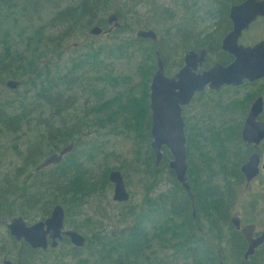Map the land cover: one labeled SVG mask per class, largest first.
<instances>
[{
  "label": "trees",
  "instance_id": "obj_1",
  "mask_svg": "<svg viewBox=\"0 0 264 264\" xmlns=\"http://www.w3.org/2000/svg\"><path fill=\"white\" fill-rule=\"evenodd\" d=\"M120 1L122 0H79L67 7H58V11L54 14L55 18L50 20L47 26H56L58 25L56 21L61 20L66 23L63 31L46 35L43 25L31 30L33 32L25 36V29L28 27L20 26L19 23L25 21L27 26L31 27L32 21L28 19L25 12L28 10V5L32 9H39L42 0H31L30 2L28 0H0V136L3 138L11 136L19 142L26 136L29 128L47 129L51 126L52 130L41 131L39 129L41 131L40 133L38 130L39 138L34 139L29 146L27 139L23 158L26 162L28 161L27 169L36 165L34 161L44 157L41 145L44 144L51 151L48 155L68 144L74 145L67 163L52 165L36 172L35 168L45 157L35 166L34 172L28 171L29 177H36L29 186L25 184H23L24 187L18 186L10 181L1 182L0 213L5 212L9 217L14 218L16 217L13 215L14 210L26 213L25 209L28 208V211H37L47 217L56 205H60L63 209L66 206L65 217L71 224L69 216H75V204L79 206L86 204V194L82 190L83 184L79 183L80 185L76 186L69 182L70 179L72 182L76 180L71 165L79 164L77 159L79 153L74 154V150L79 152L81 147V141L74 140V138L85 135L82 131L83 125L110 121L119 115V110H114L111 114L110 112L104 113V110L108 108L102 103L100 105L99 101L89 102L87 106L90 108V116L82 110V117L78 124L68 127L66 121L63 120L61 127H53L56 119L63 117V111L74 108L77 103V97L70 94L65 96V87L78 83L80 77L86 72L93 70L94 74L99 73L97 67L103 64L100 61L103 52L97 49L87 51L88 54L78 53L80 55L76 54L63 63L62 68L52 64H61V57L65 50L63 44L72 37L76 30L81 29L83 25L90 27L96 22L97 14L105 13L110 5L113 6L114 3ZM126 13L129 17L132 16L128 9ZM116 15L118 19H124L122 13H116ZM38 21L41 22L40 19ZM96 24L99 26L100 22L97 21ZM126 28L124 23L111 33L122 35ZM11 36L21 37L19 38L20 44L25 42L23 47H13L10 43L13 39H8ZM126 40H120L117 45L110 48L109 55L113 57L115 53H126ZM137 40L142 41V38ZM144 40L149 42L151 48L142 43L140 56L143 62L137 73L143 72L146 82L150 81L156 51L159 52L163 62L165 74L170 75L163 47L155 48L157 40ZM42 42L45 44L40 47ZM206 43L197 41L194 45L202 47ZM24 47L26 48L23 50ZM132 48L130 47V50ZM90 52L92 53L89 54ZM48 54L55 55L51 62L46 59ZM132 54L133 52H129V55ZM10 79L20 82L14 90L5 86V82ZM5 88L13 92L12 97L3 96ZM88 88L95 96L102 97V93L95 92V88L90 84ZM147 91L144 92V96ZM228 93H230V88L220 93L203 95L202 102H199L192 116L186 119L189 124H185L186 176L194 198L195 213H198L199 217L197 221H194L200 223L201 218L205 220L208 228L205 236L212 243L215 242L217 245V242L220 244L221 240L224 241L225 245L220 251L221 257L219 258L217 250L209 246L194 229L196 225L190 214L192 213L190 199L183 187L176 181L173 171L168 167L171 155L165 147L162 148L161 161L155 165L154 153L149 143L151 142L149 115L143 121L135 123L132 130L128 129L135 133L134 139L137 142L148 144L146 159L152 180L167 171V176L170 177L167 181L171 186L166 191L155 195L151 203L141 208L140 211L137 206L131 207L124 204L121 208L122 213H119L122 229L110 232L107 239L97 245L93 244L94 248H99L100 244L103 246L100 247L103 248L102 250L99 248V252H103L104 258H98L99 262L109 264H219L222 261L223 264H256V256L264 250V246L248 261H245L242 254L245 250L244 240L230 224V215L237 197V187L242 182L239 166L245 160L249 149L241 142V121L232 119L233 116H238L237 109L245 108V111H241L244 116L248 104L238 105L234 98L226 100L225 94ZM140 104L146 114H151L144 97L140 99ZM96 106H101L99 111L93 110ZM48 114L49 116L44 118ZM25 130L27 132L24 134ZM24 142L26 143V140ZM14 147L17 148V145ZM17 156L20 155L17 153ZM159 180H161L160 183L164 181ZM17 201L20 205L13 208L18 205ZM150 220H153L151 227L148 225ZM222 231L228 232L227 240L221 239ZM22 245L25 250L24 254H28V251L39 253L29 248L26 243ZM70 248V252L62 258L71 257L73 261H76L78 257L75 253L81 248ZM159 252L163 254L160 255ZM87 260L84 259L83 262ZM16 262L23 264L19 259Z\"/></svg>",
  "mask_w": 264,
  "mask_h": 264
},
{
  "label": "rangeland",
  "instance_id": "obj_2",
  "mask_svg": "<svg viewBox=\"0 0 264 264\" xmlns=\"http://www.w3.org/2000/svg\"><path fill=\"white\" fill-rule=\"evenodd\" d=\"M205 1L208 0H122L114 3L113 6L110 5L105 13L97 14L96 20V22H100L99 26L102 29H107L106 20L108 15L110 13H122L124 19L119 18V21L121 24L125 23L127 27L122 35L111 33L99 35L100 37H90L89 30L92 26L97 25L94 22L90 27L83 25L81 29L74 32L70 39L64 42L63 47L65 50L61 57L62 62L61 64L53 63V66L62 68L63 63L74 55H80L78 53L85 54L87 51H96L97 49L103 52L100 58L103 64L97 67L99 73L94 74L93 70L86 72L80 77L78 83L65 87V96L70 94L77 97V103L74 108L66 112L63 111V117L57 118L53 127H61L63 120L66 121L68 127L78 124L82 117V110L89 114L90 108L87 106L89 102L99 101L100 105L102 103L104 107L108 108L104 110V113L110 112L111 114L114 110H119V115L110 119V121L101 124L87 123L86 126L83 125L82 131L85 135L74 138V140L81 141V147L79 152L74 150V154L79 153L77 156L79 164L77 166L71 165L76 180L72 182V179H70L69 182L71 185L76 186H79V183L83 184L84 188L82 190L86 194L87 202L83 206L75 204V216L72 217L69 214L72 223H68L66 217L65 227L75 229L85 237L86 243L83 248L76 251L75 254L78 257L76 261H73L74 259L71 257L62 258L71 250V244L67 243H62L55 252L48 251V253L39 252L37 254L28 251V254H24L25 250L22 243L14 242L7 229V224L13 217L1 212L0 264H2L4 258L12 262L19 259L23 264H109L101 263L98 260V258H104L103 252H99V248L103 247L102 244L99 248H94L93 244L97 245V243L107 239L110 232L122 229L119 213H122L121 208L124 204L131 207L137 206L140 211L141 208L151 203L155 195L166 191L171 186L168 183L170 177L167 176V171L162 174L163 178L158 175L155 180H152L146 159L148 144L137 142L134 139L135 133L129 130H132L135 123L143 121L144 118H148L150 115V113H145L143 107L141 109L140 99L144 97L149 108L148 86L157 68L155 59L153 73L148 83L143 72L137 73L140 64L143 62L140 56L142 43L148 48H151V45L147 40L138 41L135 34L138 30H152L155 32L157 35V46L155 48L160 49L163 47L168 60V72L171 75L178 70L185 52L199 48L194 47L196 40L201 38L203 33L207 32L211 35L209 32L213 29L212 26L216 21H211L205 15ZM77 2L79 0H42L39 9H32L28 5V10L25 13L28 15V19H31L32 25L31 27L27 26L25 21H21L19 25L28 27L25 29V36L28 33L31 34L33 32L31 30L38 29L43 25L46 35L61 32L66 26L64 21L57 20L58 25L56 26H47V24L55 18L54 14L58 11V7H67ZM127 9L132 16L129 17L126 13ZM39 19L41 22L38 21ZM15 32L16 30L13 34ZM255 34L257 33L255 32ZM19 38L21 37L11 36L8 39H13L10 42L13 47L22 48L25 42L23 41L20 44ZM124 39H127L125 41L126 53H115L111 57L109 49ZM40 44V47H43L45 42ZM75 45L77 46L74 47ZM130 47H133L132 50H130ZM137 51L139 52L137 53ZM129 52H133V54L129 55ZM54 58L55 55L48 54L46 56L49 62ZM92 66L94 68L93 64ZM89 84L95 88V92L102 93L101 98L98 97L99 95L95 96L93 91L88 88ZM145 91L147 93L144 96ZM232 94H225L226 100L233 98ZM3 96L5 98L12 97L13 92L5 88ZM199 102L194 100L188 107H185L182 116L186 125L189 124L186 119L192 116ZM100 107L96 106L93 110L99 111ZM48 116L49 114L44 118ZM90 120L92 121L91 117ZM39 129L48 131L51 126L47 129L31 127L28 132L27 130L23 132L24 134L27 132V134L19 142H16L11 136L6 138L0 136V183L10 181L15 185L24 187L23 184L29 186L33 178H36L29 177L28 171L34 172L35 166L49 156L48 153L51 151L44 144L41 145L44 157L34 161L36 165L28 169V161L26 162L23 158L27 139L29 146L34 139L39 138L37 135ZM24 140H26V143ZM16 145L17 148L14 147ZM17 153L20 156H17ZM38 155L41 156L42 154ZM67 162L68 157L65 159V163ZM115 170L121 172L123 176L126 191L129 193L128 202L115 203L112 201L113 185L107 177L109 172ZM159 179L164 181L160 183L161 180ZM28 194L30 193L28 192ZM16 203L18 205L13 206V208L20 205L19 201ZM65 208L66 206H64ZM25 211L26 213H19V210H14L13 215L22 217L27 225H32L47 218L46 215L43 216L42 213H37V211H28V208ZM232 213H237L242 217L244 223H253L258 229L264 230V172L260 173L249 187H245L244 182H241L240 186L237 187V197ZM152 223L153 220L148 221L149 227L152 226ZM223 235L227 240L228 232L224 231ZM102 249L100 248V250ZM159 253L160 255L163 254L162 252ZM84 259H88L87 262H83ZM255 260L256 264H264V250L256 256Z\"/></svg>",
  "mask_w": 264,
  "mask_h": 264
},
{
  "label": "water",
  "instance_id": "obj_3",
  "mask_svg": "<svg viewBox=\"0 0 264 264\" xmlns=\"http://www.w3.org/2000/svg\"><path fill=\"white\" fill-rule=\"evenodd\" d=\"M257 15L258 11L253 0H246L231 8L229 17L233 22V29L222 42V49L234 57L232 63L227 66L216 63L208 70L195 74L191 71V62L194 63L195 61L200 65L204 61L206 53L204 50L197 53L190 51L184 56V67L174 77H169L164 72L159 52L155 53L157 68L149 85L150 136L152 139L150 148L154 153L155 165H158L163 157L162 148L165 147L169 151L171 159L168 162V167L173 171L176 181L179 182L189 197L192 203V213H195V203L186 180V138L182 107L191 102L195 93L205 89L218 92L223 86H239L244 80L253 82L264 76V42H260L252 48H245L236 42L241 31ZM107 22L113 25L104 32L99 26H94L88 32L89 36L97 37L101 33L109 34L114 28L118 29L121 26L115 13L108 16ZM135 35L138 38L152 41L157 39V35L152 30H138ZM193 67L196 68V64ZM18 84L19 82L15 80L5 82V86L11 90L16 89ZM261 112L262 100L259 98L252 105L244 122L241 132L243 142L257 145L264 138V122L256 120ZM72 149L73 144L71 143L59 152L51 154L35 168V171L39 172L58 164ZM262 168H264V161ZM240 171L247 183L254 179L259 173L257 155L250 156L248 161L241 166ZM108 178L114 186L113 200L117 202L127 201L129 193L126 191L121 173L117 170L111 171ZM64 218V209L62 206L56 205L50 216L44 221L28 226L22 217H14L7 224V229L10 236L16 241L23 239L32 249H45L46 235L49 234L53 240L60 238ZM231 224L246 240L247 249L244 253V259H248L264 243V230L260 236L254 239L252 237L254 225L246 224L241 227L238 217H232ZM62 234L69 236L75 246L84 245V237L76 232L67 231ZM5 264L12 263L6 262Z\"/></svg>",
  "mask_w": 264,
  "mask_h": 264
},
{
  "label": "flooded vegetation",
  "instance_id": "obj_4",
  "mask_svg": "<svg viewBox=\"0 0 264 264\" xmlns=\"http://www.w3.org/2000/svg\"><path fill=\"white\" fill-rule=\"evenodd\" d=\"M244 1H246V0H208V1H205V15H207V17L211 21H216V23L212 26L213 29L209 32L211 35H209L206 32V33H203L202 34V37L201 38H199V39L196 40V42L197 41H205V42H207L205 45H203L202 47H199L197 49L188 50L187 52H185V54L188 53V52H190V51L197 53L200 50H204L205 53H206L205 59H204V61L200 65H199L198 62H195V61H194V63L191 62V71L192 72H194L195 74L201 73L203 71L208 70L210 67H212L216 63L221 64L223 66H227L230 63H232V61L234 60V57L232 56L231 53H229L228 51L222 49V42L225 39V37L229 34V32L232 31V29H233V22H232V20L229 17L231 8L234 7V6H236V5H239V4L243 3ZM253 3L255 5V7H256V10L258 11V15L255 18H253L248 23V26L245 29H243L241 31V33L238 36L237 41H236L238 45H242L245 48L246 47L252 48L256 44H258L260 42H264V0H253ZM106 24L108 26L107 29L113 25L112 23L109 24L107 22V20H106ZM94 26H98V25H94ZM100 28L102 29V27H100ZM107 29H102V32H104ZM255 32L257 34H255ZM100 35H107V34L101 33ZM148 40H150V39H148ZM156 40H153V41H156ZM155 53H156V51H155ZM185 54H184V56H185ZM184 56L182 58V63L178 66V70L175 73L171 74L169 77H174L177 74V72L184 67V65H185V63H184ZM212 58H213V60H212ZM194 64H196V68L193 67ZM226 88H230V93H233L232 94L233 95V98L238 102V105H240V104H246L247 105L248 104L244 116L241 113V111H243V110L245 111V108H243V109H237L236 112H238V116L239 117L236 115V116H233V118H232V119L235 118V119L241 121V128H240V137H241V132H242V129L244 127V122L246 121V118H247V116H248V114L250 112V109H251L252 105L256 102V100H258L259 98H261V100H262V112L256 118V120L257 121L264 122V76L261 77V78H259V79H257V80H254L253 82H249L248 80H244L243 83L241 85H239V86H223L218 92L205 89L202 92L195 93L194 96L191 99V102L188 105L182 107V113H183L184 108L185 107H188L194 100L197 101V102H199V101L202 102L201 97L203 95H205L207 93H209V94L220 93V92H223ZM182 118H183V116H182ZM183 121H184V119H183ZM184 133H185V122H184ZM241 142L243 144L247 145V147L249 149V152H248L245 160L239 166V171H240L241 166L248 161V159L250 158V156H252V155L255 154V155H257V158H258L259 173L249 183L246 182L245 177L243 176V174L240 171V174L242 176V182H244L245 187H249L251 185V183L254 182L256 180V178H258V176L260 175V173L264 172V168H262L263 161H264V138L261 139V141L257 145L249 144L247 142H243L242 139H241ZM62 149H60V150H62ZM60 150H58L57 152H59ZM71 151L67 155H65L63 157V159H62L61 162H59L56 165H59V164L65 162V159L69 156L70 153H72ZM57 152H55V153H57ZM49 156H47V157H49ZM122 178H123V176H122ZM107 179L111 183V181L109 180L108 177H107ZM113 190H114V186H113ZM112 201H114L113 200V195H112ZM114 202L115 203H125V202H128V200L125 201V202H117V201H114ZM190 203H191V201H190ZM191 207H192V203H191ZM50 214L51 213H49V215L47 216V218L50 216ZM190 214H191L192 220L193 221L194 220L197 221V219L199 218L198 217V213H190ZM232 217H238V219L240 220L241 227L242 226H245L246 224H252V225H254L255 226V229L252 232V237L254 239L257 238L258 236H260L261 232L263 231V230L258 229L257 226L255 224H253V223H244L242 217H240L239 215H237V213H232L230 215V224H231ZM65 219H66V217L64 218V221H63V228H62V230L60 232V238L58 237V238H55L53 240L50 237V235L48 234L45 237V239H46V248L45 249L35 248V250H37L39 252H47V253H48V251L49 252H55L56 249L62 243L71 244V247L83 248L85 246L86 239H85L84 236H83L84 239H85L84 245L83 246H75L74 244H72L69 236H65V235L62 234L63 232L71 231V232H76L77 234L81 235L75 229L66 228L65 227ZM42 221H44V220H42ZM194 223H195V221H194ZM203 223L205 224V226L202 225ZM195 225L196 226L194 227V229L196 230L197 234L200 237H202L203 240L209 246H212L217 251L218 250L219 251L222 250V248L225 245V243H224L223 240H221V243L220 244L217 242V245H215V242L212 243L205 236V232L208 231V228H207V224H206V222H205V220L203 218L200 219V223H195ZM234 231L236 233H238L241 236V238L244 240V243H245V250L243 252V259H244V253H245V251L247 249L246 240H245L244 236L240 232H238L235 228H234ZM223 233H224V231H222V233H221V239H225ZM12 239H13L14 242H18V243H22V244L25 243L23 241V239H21L20 241H16L14 238H12ZM52 243H53V246H52ZM263 246H264V243L262 245H260L255 250L254 255ZM29 248H31V247L29 246ZM249 258L248 259H244V260L245 261H248ZM8 261L12 262L11 260H8V259L4 258L2 260V264H5ZM221 262L222 261H220L219 264Z\"/></svg>",
  "mask_w": 264,
  "mask_h": 264
},
{
  "label": "bare ground",
  "instance_id": "obj_5",
  "mask_svg": "<svg viewBox=\"0 0 264 264\" xmlns=\"http://www.w3.org/2000/svg\"><path fill=\"white\" fill-rule=\"evenodd\" d=\"M110 14H111V13H110ZM115 14H116V13H115ZM108 16H109V15H108ZM10 80H14V79H10ZM15 81H17V80H15ZM17 82H19V81H17ZM19 84H20V82H19ZM19 84H18V86H19ZM18 86H17V87H18ZM17 87H16V88H17ZM44 160H45V159H44ZM44 160H43V161H44ZM43 161H42V162H43ZM42 162H41V163H42ZM41 163H40V164H41ZM186 180H187V183H188V185H189V187H190V184H189V182H188L187 176H186ZM190 191H191V187H190ZM191 193H192V192H191ZM64 213H66V210H65V209H64ZM76 248H79V247H76ZM34 250H35V249H34ZM217 252H218V251H217ZM219 254H220V255H219ZM218 255H219V257H221V253H220V251L218 252ZM8 262H10V261H8ZM10 263H12V264H19V263H17V262H10ZM121 264H123V263H121Z\"/></svg>",
  "mask_w": 264,
  "mask_h": 264
}]
</instances>
